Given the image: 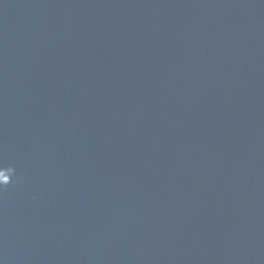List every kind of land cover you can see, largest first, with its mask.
Returning a JSON list of instances; mask_svg holds the SVG:
<instances>
[{
  "label": "water",
  "instance_id": "1",
  "mask_svg": "<svg viewBox=\"0 0 264 264\" xmlns=\"http://www.w3.org/2000/svg\"><path fill=\"white\" fill-rule=\"evenodd\" d=\"M0 264H264V0H0Z\"/></svg>",
  "mask_w": 264,
  "mask_h": 264
}]
</instances>
